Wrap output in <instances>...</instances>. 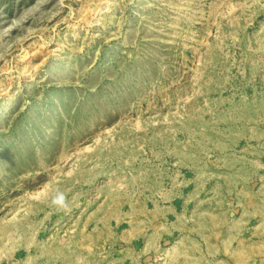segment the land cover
<instances>
[{"label":"rangeland","instance_id":"obj_1","mask_svg":"<svg viewBox=\"0 0 264 264\" xmlns=\"http://www.w3.org/2000/svg\"><path fill=\"white\" fill-rule=\"evenodd\" d=\"M0 264H264V0H0Z\"/></svg>","mask_w":264,"mask_h":264},{"label":"clouds","instance_id":"obj_2","mask_svg":"<svg viewBox=\"0 0 264 264\" xmlns=\"http://www.w3.org/2000/svg\"><path fill=\"white\" fill-rule=\"evenodd\" d=\"M51 203L56 206L58 210H66L68 207V203L66 200V196L63 192H58L53 198Z\"/></svg>","mask_w":264,"mask_h":264}]
</instances>
